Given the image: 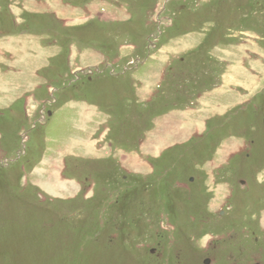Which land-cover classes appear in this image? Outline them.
<instances>
[{
	"label": "rangeland",
	"instance_id": "374dc122",
	"mask_svg": "<svg viewBox=\"0 0 264 264\" xmlns=\"http://www.w3.org/2000/svg\"><path fill=\"white\" fill-rule=\"evenodd\" d=\"M0 264H264V0H0Z\"/></svg>",
	"mask_w": 264,
	"mask_h": 264
},
{
	"label": "water",
	"instance_id": "95a60500",
	"mask_svg": "<svg viewBox=\"0 0 264 264\" xmlns=\"http://www.w3.org/2000/svg\"><path fill=\"white\" fill-rule=\"evenodd\" d=\"M205 262H206V263H209V260L207 259Z\"/></svg>",
	"mask_w": 264,
	"mask_h": 264
},
{
	"label": "crops",
	"instance_id": "0c3cea01",
	"mask_svg": "<svg viewBox=\"0 0 264 264\" xmlns=\"http://www.w3.org/2000/svg\"><path fill=\"white\" fill-rule=\"evenodd\" d=\"M84 117V116H83ZM82 120V118H80V121Z\"/></svg>",
	"mask_w": 264,
	"mask_h": 264
}]
</instances>
